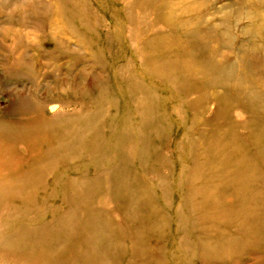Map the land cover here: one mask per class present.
Returning <instances> with one entry per match:
<instances>
[{"label": "rangeland", "instance_id": "rangeland-1", "mask_svg": "<svg viewBox=\"0 0 264 264\" xmlns=\"http://www.w3.org/2000/svg\"><path fill=\"white\" fill-rule=\"evenodd\" d=\"M192 1L167 0V3L179 7ZM260 1L264 4V0ZM256 2L204 0L201 19L222 22L221 31L228 29L236 44L246 48L250 36L242 30L248 23L247 13L253 9L264 21V5ZM157 3L0 0V142L4 144L6 157L11 158L10 150L14 149L27 156L29 149L24 136L36 134L18 133L20 127L24 128L20 126L21 119L37 109L49 114L45 104L53 102L50 111L67 112L66 118L78 106L82 107L80 114L84 117L95 115L91 126L80 134L83 140L88 139L85 144L76 146L71 138L64 144L55 140L50 151L36 149L35 156L28 157L19 175L10 170L0 175V264H264V152L256 155L264 143V135L249 133L258 128L256 124H264V118L254 119L252 111L245 112L227 101H216L200 86L185 88L180 78L172 79L168 59L162 67L154 59V65L150 61L144 68L138 49L143 35L137 19L154 20L157 27L164 26L162 19L168 15L155 8ZM52 36L62 46L67 45L69 53L58 52L60 43H55ZM222 39L229 40L227 36ZM143 53L148 57L151 50ZM192 55L196 57L193 67H200L203 62L198 52L193 51ZM253 62L257 72H251L250 64L226 83L245 89L253 85L264 105V77L257 68L261 62L256 59ZM152 68L159 76L153 74ZM197 73L202 78L207 75L205 69ZM144 94L148 99L142 97ZM64 98L69 100L66 102ZM68 102L72 105L56 108L57 103ZM91 130L95 133L89 134ZM56 135L61 138V134H50L53 140L58 138ZM234 136L253 152L256 171L249 172L248 178L260 185L256 188L260 196L255 203L262 213L243 233L231 227L223 229L227 235L205 255L195 244H180L179 223L173 214L176 209H182L183 196L190 186L197 183L192 192L201 190L202 177H199L204 164L213 162L220 166L218 161L226 142ZM66 150L69 152L66 158L55 153ZM105 167L115 168V172L105 175L98 186L91 180L88 189H83L87 194L67 212L71 216L81 215L88 207H96L103 213L101 220H112L114 230L103 232L97 240L104 245L100 257L80 262L68 252L59 251L63 245L47 247L37 243L42 235L37 230L38 224L44 221L51 228L54 217L67 209L65 206L72 200L73 187L81 188L80 182L70 184L67 177L82 172L91 177ZM118 178L121 182L116 190L121 198L106 190L108 181ZM223 189L230 191L229 186ZM122 190L124 195L119 193ZM119 201L123 208L116 206ZM182 210L190 218L191 214ZM122 211L128 213L126 223H121ZM151 216L168 218L166 224H154L153 228L159 233L170 230L163 240L155 238L150 231L147 234L146 223ZM212 224L199 223L196 231L201 234L196 239H203ZM182 229L184 239L187 233L194 242V228L188 221ZM142 252L147 256L161 252L162 259L150 262L141 257ZM45 255L49 257L43 259L41 256Z\"/></svg>", "mask_w": 264, "mask_h": 264}, {"label": "bare ground", "instance_id": "bare-ground-1", "mask_svg": "<svg viewBox=\"0 0 264 264\" xmlns=\"http://www.w3.org/2000/svg\"><path fill=\"white\" fill-rule=\"evenodd\" d=\"M155 1L158 2V6L156 5L155 8L168 16L164 17V20L162 19L164 26L161 27H157L155 22H152L154 20L144 21L139 18L137 19L138 24H141V33L143 35L142 46L138 49H140V60L142 65L145 66L144 68L149 66L148 63H150V61H152L151 64L154 65V59L156 62H161L160 67H162V64L168 59L167 63L172 79L176 81L180 78L181 83L186 85L185 88L189 89L194 86H200L210 95L214 96L216 101H227L230 103L228 105L239 108L245 112L252 111L255 114L253 115L254 119H263L264 105L258 98V92L255 91L253 85L245 89L237 84L231 85L226 83L233 74L236 75L243 68L249 67L250 64L253 65L254 59L261 62L258 64L259 66L257 68L259 70V75L264 77V21L259 12L250 9L247 13L246 19L248 23L243 28L242 32H244V35H249L250 39H248L249 46L243 48L239 43L236 44V38H232L228 29L225 28L221 31L222 22L213 23L202 21L201 18L205 9L203 4L204 0H194L182 4L179 7L171 6L167 3V0H149L150 3ZM258 2L261 3L260 0H257L256 3ZM261 5L264 4L261 3ZM249 6H251V4H249ZM71 30L72 32L74 31L73 29ZM74 35L77 36L76 34ZM225 36L229 39L228 42L222 39ZM52 38L55 43L59 40L55 36H52ZM57 44L55 45L59 46V48L61 47L57 50L58 52L63 54L69 53L67 45L62 46L63 44L61 42ZM147 49L151 50V55L148 57L143 53ZM193 51L198 52L197 56H199L203 62L200 67H193L196 61V57L192 55ZM18 64H20L19 61ZM153 69L154 68H152V71ZM202 69H205L207 72L204 78L197 73ZM251 72H257V70L254 69V65ZM153 74L159 76V74L154 71ZM138 87L140 90L142 89V86L139 84ZM218 88H221L223 91ZM65 91L66 89L64 92ZM142 97L148 99L147 94L142 95ZM52 103L45 104L48 106V109H45L49 110V114L43 109H37V111L34 110L35 112L30 114L29 117L21 119L23 124L17 122L20 126H24V128L20 127L21 130L18 133L22 131V134H36L33 136H24V144H26V148L29 149L27 156H22L14 149L10 150L12 157H6L4 144L0 142V175L4 170H10L15 173L16 176L19 175L20 168L25 165L29 156H35L34 153L36 149H40V151L42 150V152H44L45 149H49L50 145H52L55 140H60L59 143L64 144V142L71 138L76 146L86 143L88 139L86 138V140H83L80 134H82L84 128H89L91 126V122L95 115L89 114L88 117H84V115L80 114L82 107L78 106V108L73 110V115L70 116V118H66L69 116L67 112L58 113L50 111L49 107ZM37 105H39V103ZM70 105H72L70 102L64 104L57 103L56 108H58V106L63 108ZM31 106H29V108ZM256 106L259 107L260 110L256 108ZM143 109L144 107L140 109V113L143 112ZM72 123L76 125L72 127ZM256 125L258 128L251 130L249 133L264 135V124ZM18 126H16L17 129H19ZM90 132L89 134L95 133L94 130ZM50 134H61V138L60 135H56V138H58L53 140ZM254 147L256 146L254 145ZM263 152L264 143L260 146V149L257 150L256 155L260 156ZM55 153L57 156H60L59 158H61V156H67L66 153L69 154L67 150L66 152L58 151ZM252 155L253 152L250 151L249 147L237 136H234L231 141L226 142V146L222 151V156L218 161L220 166L213 162L211 165L204 164L199 177H202L200 183L201 190L197 189L192 192L197 185V183H194L187 189L186 196H183L182 209L189 212L192 217L190 216V218H188L181 208L178 210L176 209L173 214V217H176L179 223L177 232L179 231L180 233V244L182 242H185V244H195L196 248L203 250V254L208 255L213 248L219 245L224 234L227 235V233H223V229L226 227L235 228L243 233L245 229L248 227L251 228L254 225L262 211L255 203L260 196V192L257 190L260 185L254 184V182L248 178L249 172L254 174L256 171L254 164H252ZM15 158L18 160H15ZM224 165H229V167H222ZM218 167L221 169L217 173L216 169ZM114 172L115 168L105 167L102 172L94 174L91 177H89L86 172H82L75 177L68 176L67 178L70 184H74L75 181L80 182L81 188L73 187L72 200L67 203L68 206H65L67 209L64 208L61 213H59V211L54 217L51 228H48L47 225L44 224V221L38 224L37 230H39L42 235L37 240V243L45 244L47 247L56 244L63 245L59 248V251L63 253L68 252L69 255L80 262H91L93 258L98 259L100 257L101 247L104 245L97 240L99 235L103 232H112L114 230L115 225L112 223V220H101L100 216L103 215V213L96 207H88L81 215L73 213L71 216L67 212L75 204H78V202L82 200V197L87 194L83 189H88V184L91 180H94L93 183L98 186L100 180L105 179V175H112ZM21 178L22 177H20V179ZM120 182L119 178L110 179L108 181L109 185L106 187L108 194L120 195L116 190ZM188 182L189 181H187V183ZM225 186L230 187L229 192L223 189ZM119 193L124 195L123 190ZM119 197L121 198L122 196L120 195ZM120 201L116 203V206L123 208L124 205H120ZM120 214L122 217L121 223H126L128 221L127 211H122ZM149 218V222L146 223V232H152L150 234H153L158 240H163L167 237L170 230H166L165 233H159L157 231H155V233L153 228L154 224H166L168 218L160 216H151L148 217V219ZM218 218H220V221H218ZM97 220L106 223L100 225L96 222ZM187 221L194 228L195 234L192 235L193 238L195 237L194 242L188 237L187 233H184V236H187V239H184L183 234L180 232L183 230L182 227L187 225ZM201 222H213V224L205 231L203 239H196V237H199L201 234L199 230L196 231L198 224ZM35 230H33V232ZM148 233L149 232H147V234ZM205 237L209 238V240H206ZM148 256L144 254V252L141 253V257L150 262L156 263L158 260L162 259L161 252H156L154 255ZM41 257L45 259L49 256L45 255V257Z\"/></svg>", "mask_w": 264, "mask_h": 264}]
</instances>
